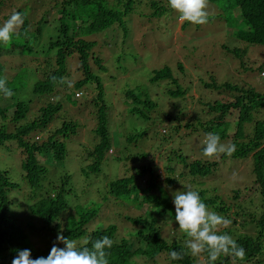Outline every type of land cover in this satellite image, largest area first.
Returning a JSON list of instances; mask_svg holds the SVG:
<instances>
[{
    "label": "trees",
    "instance_id": "1",
    "mask_svg": "<svg viewBox=\"0 0 264 264\" xmlns=\"http://www.w3.org/2000/svg\"><path fill=\"white\" fill-rule=\"evenodd\" d=\"M219 1L208 0L215 4ZM223 1L230 12L227 21L240 26L231 30L234 38L239 43L264 46V0ZM41 8H44L43 14L36 16ZM147 8L151 11L148 21L173 11L168 7V0H0V25L16 11L24 18L13 39L7 44L0 43V78L6 79V86L13 92L11 97L0 92V150L11 154L19 167L12 173L0 160V264H11L16 249H30L33 258L46 257L58 232L79 246L88 247L91 244L85 245V240L109 236L114 240L108 250L109 264H140L139 260L144 264H208L207 254L199 259L188 252V237L179 230L178 224L167 223L175 215L172 193L167 189H175L178 175L191 177L185 185L178 184L180 187L199 191L210 210L231 221L218 231L229 233L245 251L242 259L222 255L216 264H264V92L221 83L214 77L201 83L204 92L213 93L210 100L205 99L204 92L190 99L197 105V113L204 105L206 119L200 128L201 138L206 139L208 133L217 134L222 143L235 144L236 150L230 156L220 154L209 159L203 156V142L199 156L189 159L180 151L175 152L190 137L188 133L183 135L181 129L191 127L187 132L194 131L191 124L180 121L190 103L184 101L188 92L178 85L169 67L152 72L151 84L167 82L164 97L158 99L161 103L176 99L184 102L181 108L171 105L164 119L172 123L170 138L174 143L169 142L170 160H179L186 172L176 173L169 164L164 167L161 178L148 153L144 150L133 153L132 144L137 138L147 139L148 128L129 132L128 137L118 136L122 122L111 115L116 99L110 100L104 88L105 83L111 82L110 75H106L107 68L96 50L108 44L99 39L100 43L96 37L103 35L108 39L113 33L126 37L128 18L141 17ZM220 18L225 21L221 15ZM187 23L183 21L181 29ZM236 49L228 51L235 53ZM177 67L183 69L180 62ZM71 90L74 99L88 96L89 106L83 108L81 118L82 111L72 116L62 114L64 103L58 96H63L60 91L69 96ZM77 91L81 93L80 98L74 95ZM120 95L130 115L142 122L148 121V114L158 106L138 85L124 88ZM203 96L204 102H201ZM35 102L39 105L34 107ZM76 145L83 148L88 161L83 166V174L99 173L109 160L115 164L112 166L118 167L115 177L105 175L107 182L101 189L100 201L80 202L72 188L64 163ZM111 149L112 154L107 157ZM123 151L126 156L121 155ZM136 158L139 161L148 158L149 163L137 164ZM227 158L248 159L249 173L244 176L243 194L251 193L247 181L252 180L259 187L255 192L260 194L263 204L257 215L246 213L239 189L231 190L230 197L225 199L215 194L216 187L213 196L200 190L214 167L215 178L221 179L218 164ZM114 199L137 208L146 205L143 213L122 216L129 225L122 237L117 236L116 224L95 221L105 210L100 203ZM164 229L169 230V236L162 235ZM57 246L64 247L62 243ZM172 250L182 252V259L170 260Z\"/></svg>",
    "mask_w": 264,
    "mask_h": 264
},
{
    "label": "rangeland",
    "instance_id": "2",
    "mask_svg": "<svg viewBox=\"0 0 264 264\" xmlns=\"http://www.w3.org/2000/svg\"><path fill=\"white\" fill-rule=\"evenodd\" d=\"M226 4L223 0H220L217 4L208 2V22L203 25L188 22L184 29H181L183 21H180L179 18L176 19L178 13L175 11H171L160 19L148 21L147 17L151 11L147 8L145 14L141 17L130 16L128 18V35L126 37H123L121 33H117L118 36L113 33L108 39L103 35L102 37L100 35L96 37L97 41L100 39L101 41H107L108 44L106 48L97 47L96 50L107 68L106 75H110L109 80L111 82L105 83L104 88L110 100L116 99V101H113L111 115L122 122L121 127L118 128V136L128 137L130 135L129 132H141L148 128L147 139L143 137L137 138L132 144V149L131 147L130 149L133 153H139L142 150L148 153V158L151 159L157 172L162 174L160 175L161 178L164 177V173H162L164 167L169 164L176 173L186 172L179 160L177 162L175 159L170 160L171 155L168 153L171 151L172 146L169 142L174 143L170 138L172 123L170 119L169 121L164 119L165 115L170 112L171 105L177 104L181 108L184 102L176 99L169 100V103L166 104L161 103L162 101L160 102L158 99L164 97L167 82L162 81L151 84L149 79L153 71L165 66L169 67L178 85L188 92L186 94L187 99L184 101L188 100L190 103L186 105L185 111H183L184 115L180 118V121L182 124L185 122L191 124L195 132L193 131L192 133L191 130L187 132L191 127L182 128L181 133L183 135L188 133L190 137L177 146L175 152L180 151L183 156L187 155L189 159L193 158V156H199L201 143L205 141V138L200 136V128L203 127V120L206 119V114L203 111L204 105L198 108L197 113V105H194L190 100L197 98L200 93L205 91L201 87V83L207 82L211 77H214L221 83L228 82L238 86L253 87L257 91L264 92V46L239 43L234 38L231 30L236 26H240L238 23L234 26L232 22L227 21L226 17L230 18V12L229 9H226ZM43 12L44 8H41L36 13V16H41ZM4 13L7 14L6 11ZM220 15L225 21L221 20ZM233 47L238 48L236 52H229L228 50ZM179 62L183 66L182 70L177 67ZM260 71H263V73L260 74ZM137 85L158 103V109L156 107L148 114L149 120L146 122L139 121L130 115L126 107L127 104L120 95L124 88ZM71 93L72 90L69 91V96H67L64 91H60L63 96H58V99L64 103L63 115H75L82 111L86 105L89 106L87 95L80 98L81 93L77 91L74 95L80 99H74ZM24 94L30 95L29 93ZM212 94L204 92L205 99H212ZM91 95L93 96L94 93ZM204 96L203 99L200 98L201 102H204ZM24 97L26 98L27 96ZM38 105L39 103L35 102L33 106ZM172 113H176V111L173 110ZM83 114L82 111L79 118ZM122 141L124 140L122 139ZM164 148L166 149L165 151L163 150ZM82 149L79 145L75 146L72 154H69L65 160V170L70 173L72 188L79 195L78 200L80 202L100 201L101 189L104 187V183L107 182L105 175L115 177L118 167L112 166L115 164L109 160L107 161V166L104 165L105 167H102L99 173L83 174V166L88 161H86V155ZM111 152L112 149L108 151L107 157L111 156ZM10 155L5 150H0L1 163L14 173L19 167L16 160ZM121 155L126 156L127 154L123 151ZM162 155L163 157L161 158ZM167 156H169L168 161L166 160ZM148 158L142 161L136 158L138 160L134 161L137 164H147L149 163ZM247 161L248 159L231 160L230 158L222 160L218 164L220 167L218 175L221 179L215 178L214 167L209 177L205 180L206 183L199 189L206 191L208 196H213V189L216 187L218 193L215 194L222 196L223 199L230 197L231 190L239 189L242 192L240 200L246 209V213L257 215L263 204L260 194L255 192L259 187L255 183L253 184L252 180L247 181L248 190H251V193L249 196L246 193L243 194V189L246 187L244 176L247 172L249 173V162ZM65 170L63 169V173ZM177 178L179 180L178 184L184 185L185 182L191 180V177L188 176L179 177L178 175ZM178 184V187L176 186L173 191L167 189L168 192L172 193L185 189V187L191 188L189 186L180 187ZM152 193H156V190H153ZM15 197L21 198V196ZM120 201L119 199H114L108 203H100L104 204L105 210L101 211L95 219L96 222H101L103 225L108 223L116 224L118 237L124 236L125 229L127 230L129 227L122 216H134L143 213L146 207V205H143L142 208H137L129 202ZM167 223L173 226L175 222L174 220H169ZM169 234L168 229L163 230L162 235L169 236ZM35 239L33 238L32 240L35 241ZM36 244L39 246L38 242ZM199 259H201V256ZM139 263L144 264L142 260H139ZM161 263H164V261L161 260Z\"/></svg>",
    "mask_w": 264,
    "mask_h": 264
},
{
    "label": "clouds",
    "instance_id": "3",
    "mask_svg": "<svg viewBox=\"0 0 264 264\" xmlns=\"http://www.w3.org/2000/svg\"><path fill=\"white\" fill-rule=\"evenodd\" d=\"M168 7L178 13L180 21L203 25L208 22V0H168ZM24 24L21 12L16 11L0 25V43H9L17 30ZM6 79L0 78V92L11 97L13 92L7 86ZM71 87V83H68ZM236 150L235 144H224L219 135L208 133L202 148L203 156L211 159L220 154L232 155ZM172 203L175 209L174 221L178 224L186 237V248L193 257L207 254L208 264H216L222 255H234L242 259L244 249L227 232H219L218 228L227 227L231 221L210 210L199 191L185 188L172 192ZM64 247H58V244ZM79 246L75 240L57 233L48 255L33 258L30 249H16L11 264H109V251L114 240L107 235L95 240H85ZM170 260L182 259V252L172 250L169 253Z\"/></svg>",
    "mask_w": 264,
    "mask_h": 264
}]
</instances>
